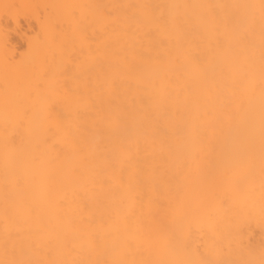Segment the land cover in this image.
I'll return each mask as SVG.
<instances>
[{"label":"bare ground","instance_id":"1","mask_svg":"<svg viewBox=\"0 0 264 264\" xmlns=\"http://www.w3.org/2000/svg\"><path fill=\"white\" fill-rule=\"evenodd\" d=\"M0 264H264V0H0Z\"/></svg>","mask_w":264,"mask_h":264},{"label":"rangeland","instance_id":"2","mask_svg":"<svg viewBox=\"0 0 264 264\" xmlns=\"http://www.w3.org/2000/svg\"><path fill=\"white\" fill-rule=\"evenodd\" d=\"M20 27L22 29L21 30L22 33H21V31L20 32L18 31V32H14V33L11 34L12 44L14 43L13 45H15L16 49L18 48L17 49L18 52L22 51L24 49L25 45H26V35H28L29 33H32V30L33 31L35 30V27H36L35 20H32V19L28 20V19H26V18L24 19V17H22L21 20H20Z\"/></svg>","mask_w":264,"mask_h":264}]
</instances>
